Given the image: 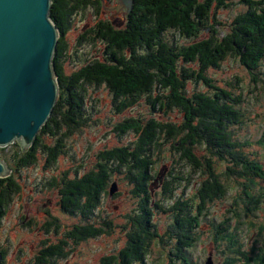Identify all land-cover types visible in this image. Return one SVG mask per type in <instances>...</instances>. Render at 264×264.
Returning <instances> with one entry per match:
<instances>
[{
  "label": "trees",
  "instance_id": "16d2710c",
  "mask_svg": "<svg viewBox=\"0 0 264 264\" xmlns=\"http://www.w3.org/2000/svg\"><path fill=\"white\" fill-rule=\"evenodd\" d=\"M132 1L127 17L99 20L81 36L80 43H105L103 58H95L66 74L65 35L72 18L89 8H97L102 0H52L50 17L59 29L53 58L59 96L33 145L18 156V165L38 166L41 152L47 168L59 160V154L66 153L67 139L88 125V106L84 100L87 88L107 87L117 113L145 99L150 114L118 122L114 131L119 136L133 132L135 138L126 145L100 149L89 170L84 171V163L92 160L82 159L80 164L75 161L66 171L47 179L43 186L57 189L60 213L73 222L61 221L47 209L48 215L41 222L44 236L31 264H54L57 258L66 257L67 245L98 237L106 232L105 227H111V222L98 218L97 211L104 197L111 195V185L116 183L118 187L114 180L108 189L114 175L121 174L127 181L136 207L127 218L124 245L103 256L101 264H145L155 243L162 246L170 243L168 264H194L187 253L199 238V217L208 202L225 197L228 179L233 176L243 179L239 181L243 193L240 197L245 198V205L247 202L254 205L246 206V211L258 209L262 200L264 186H257L264 180L263 163L250 155L245 149L248 143L238 140L230 129L244 122V113L239 108L241 97L215 84L206 71L220 68L232 57L253 73L254 80L260 79L261 74L264 76V71L255 75L264 60V0H242L246 9L234 17L223 34L217 29V11L231 6L233 0ZM171 31L196 41L179 44L165 37ZM208 31L210 34L201 38ZM189 81L196 84L202 81L211 90L191 91ZM229 85L233 87L232 82ZM173 111L178 112L180 121L170 119ZM44 134L51 137L50 144L43 141ZM167 149L172 164L159 166L165 161ZM169 166L172 168L168 169ZM195 174L201 180L195 192L187 194L185 190ZM20 190L21 184L13 173L0 178V224ZM119 193L117 190L111 196ZM237 204L232 211L234 215H240ZM158 211L172 218L163 233L154 218ZM227 223L225 220L219 224L221 228L215 226L214 240L219 245L227 240L228 250L238 256L226 255L222 264H264V247L243 249ZM61 228L65 237L53 239L52 234ZM0 252L5 264L6 250L2 248Z\"/></svg>",
  "mask_w": 264,
  "mask_h": 264
},
{
  "label": "rangeland",
  "instance_id": "374dc122",
  "mask_svg": "<svg viewBox=\"0 0 264 264\" xmlns=\"http://www.w3.org/2000/svg\"><path fill=\"white\" fill-rule=\"evenodd\" d=\"M245 9L246 4L242 0H233L231 6L218 10L216 17L218 31L222 34L228 31L229 24L234 17ZM128 12L123 0H104L100 2L97 8H89L87 11L75 15L65 35L68 44L67 57L63 63L65 73L70 74L95 58H103L105 43L101 41L96 43L83 41L80 43L81 36L85 34L87 29L99 20L116 21L124 19ZM209 34V31L203 32L201 38ZM165 37L184 45L196 41V39L181 37L173 31L168 32ZM262 63L255 75H260V72L264 71V60ZM188 66L197 68L194 63H188ZM206 73L215 84L231 89L241 97L239 108L244 113V122L240 125L230 126V129L233 130V135L238 140L248 143L245 149L251 156L258 158L264 167V140L262 141L264 138L263 74L260 75V79L254 80L253 73L232 57H228L220 68H209ZM229 82L233 83V87L229 85ZM188 88L191 91L194 89L211 90L202 81L197 84L194 81H189ZM86 92L87 95L84 100L88 106V114L86 112V117L89 118L88 125L82 126L80 130L67 139V151L64 154H59V160L55 164L46 168L45 158L41 152H38L40 158L38 166L21 167L18 165V156L28 148H24L19 141L0 147V158L21 184L20 192L14 196L0 224V250L2 248L6 250L5 264L32 263L39 247L38 242L44 236L41 222L48 215H46L47 209H50V212L59 217L61 221L73 222L70 217L60 213L57 204L59 199L57 189L50 190L48 186L47 189L43 186L47 184V179L52 175L66 171L75 161L80 164L82 159L92 160L89 163H84V171L89 170L95 163L100 149L126 145L135 138L133 132L119 136L114 131L118 122L127 117H145L150 114V108L145 99L139 105L122 113H117L113 105L112 95L107 87H90L87 88ZM177 115V111L171 112L170 119L180 121ZM43 141L50 144L52 140L48 134H44ZM171 161L170 149H167L165 161H161L159 166H162L163 163L170 164ZM222 167L224 168V164H221ZM171 168L172 166L168 167V169ZM191 177V184L185 190L187 194H193L201 180L199 174L191 175ZM114 180L118 182L117 188L120 193L116 196L107 194L102 200L100 210L97 211L98 218L111 222V227H105L106 232L98 237L82 241L77 245H67L66 257L57 258L54 264H101L103 256L115 253L124 245L127 218L136 207V199L132 197L130 186L121 174L113 176L108 189ZM228 181L225 197L214 202H208L205 211L199 217L200 224L197 228L199 238L187 253L194 264H207L208 260L211 261V264H222L226 255L238 256L228 250L229 242L227 240L221 241L220 245L214 240L215 226L221 228L222 225L219 224L225 220L228 221L227 225H230V230L237 234V239L243 244V249L250 250L253 246L264 247V229L261 230L264 226V191L262 200L257 204L258 209L248 212L246 206H251V204L247 202L245 205L243 202L245 198L242 200L240 197V195L243 196V193L239 181H243V179L233 176L226 183ZM41 182L42 184H40ZM261 185L264 186V180L260 181L257 187L260 188ZM182 190L183 187H181ZM235 202L239 204L237 205L240 215H234L232 212L237 208ZM154 218L157 221L159 232L167 231L168 224L172 219L168 213L158 211ZM35 220L38 222L35 223ZM29 222H32L31 225L26 224ZM63 230L61 228L57 233L52 234V238L55 240L64 238ZM169 244H164V246L159 243L153 244L152 252L145 264H168L166 255ZM236 247L232 246V248Z\"/></svg>",
  "mask_w": 264,
  "mask_h": 264
},
{
  "label": "water",
  "instance_id": "95a60500",
  "mask_svg": "<svg viewBox=\"0 0 264 264\" xmlns=\"http://www.w3.org/2000/svg\"><path fill=\"white\" fill-rule=\"evenodd\" d=\"M123 1L130 12L133 1ZM51 5L52 0H0V147L15 141L32 146L57 102L53 58L59 29ZM9 174L0 158V178ZM117 190L113 183L110 194Z\"/></svg>",
  "mask_w": 264,
  "mask_h": 264
},
{
  "label": "flooded vegetation",
  "instance_id": "af4514ba",
  "mask_svg": "<svg viewBox=\"0 0 264 264\" xmlns=\"http://www.w3.org/2000/svg\"><path fill=\"white\" fill-rule=\"evenodd\" d=\"M102 1H104V0H102ZM126 17H127V15H126Z\"/></svg>",
  "mask_w": 264,
  "mask_h": 264
}]
</instances>
